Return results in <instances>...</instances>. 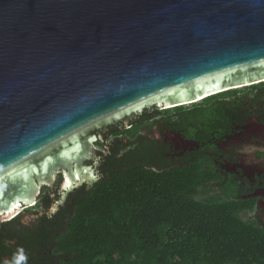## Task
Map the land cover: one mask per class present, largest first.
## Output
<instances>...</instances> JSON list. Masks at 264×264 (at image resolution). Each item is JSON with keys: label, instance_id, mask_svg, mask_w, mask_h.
Here are the masks:
<instances>
[{"label": "water", "instance_id": "1", "mask_svg": "<svg viewBox=\"0 0 264 264\" xmlns=\"http://www.w3.org/2000/svg\"><path fill=\"white\" fill-rule=\"evenodd\" d=\"M262 83L264 0H0V220L90 189L98 130Z\"/></svg>", "mask_w": 264, "mask_h": 264}, {"label": "trees", "instance_id": "2", "mask_svg": "<svg viewBox=\"0 0 264 264\" xmlns=\"http://www.w3.org/2000/svg\"><path fill=\"white\" fill-rule=\"evenodd\" d=\"M246 89L249 93L225 92L191 108L144 112L167 114L170 125L172 120L207 125L264 97V83ZM210 177L194 163L163 172L130 167L112 173L88 192H73L68 213L63 208L53 219L41 218L39 229L22 240L12 227L15 220L0 225V264L5 255L21 258L22 251L26 258L44 257L43 251H51L49 240L60 264H264V229L241 216L243 207L226 199L225 188L221 196L215 193ZM7 240H16V246Z\"/></svg>", "mask_w": 264, "mask_h": 264}, {"label": "flooded vegetation", "instance_id": "3", "mask_svg": "<svg viewBox=\"0 0 264 264\" xmlns=\"http://www.w3.org/2000/svg\"><path fill=\"white\" fill-rule=\"evenodd\" d=\"M174 117L178 122L180 118L172 116L171 119ZM216 117L207 125H186L182 121L174 125V120L170 125L167 114L150 111L130 117L127 124L119 121L98 130L94 141L96 151L89 160H83V166L93 167L99 179L90 189L86 185L80 189L88 192L97 183L111 177L112 173L127 172L130 167L163 172L192 163L201 164L205 171H210L212 179L208 185L215 186L214 192L221 196L225 191L228 201L243 207L241 216L264 229V97L252 108L243 105L234 114L221 115L218 120ZM111 158L113 161L109 162ZM65 177L60 171L56 173L53 186L42 188L36 204L42 211H38L29 224H24L19 218L29 209L26 208L0 225L15 220L12 227L20 240L23 234L36 232L41 218L53 219L57 214L48 216L50 208L61 198ZM75 196L71 193L58 213L63 208L64 213H68ZM49 201H52L51 205ZM61 217L58 221L62 220ZM51 228L57 231L59 225H51ZM8 243L16 246L17 241L7 240ZM53 245L51 240L46 243V248L51 251H43L44 257L41 258H26L22 251L21 258L5 255L3 260L5 264H60L61 259L52 255Z\"/></svg>", "mask_w": 264, "mask_h": 264}, {"label": "rangeland", "instance_id": "4", "mask_svg": "<svg viewBox=\"0 0 264 264\" xmlns=\"http://www.w3.org/2000/svg\"><path fill=\"white\" fill-rule=\"evenodd\" d=\"M239 90H241V91H243V93L244 92H247V93H249L248 91H246L247 89L246 88H242V89H239ZM202 102H200V103H197V104H201ZM193 105H190V106H186L185 108H191ZM27 211H33V212H35V211H42V209H41V207L39 206V205H35L34 207H30ZM46 211V210H45ZM23 214H25V212H22L20 215H23ZM5 221V219H1L0 220V223L1 222H4Z\"/></svg>", "mask_w": 264, "mask_h": 264}]
</instances>
